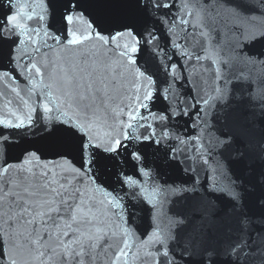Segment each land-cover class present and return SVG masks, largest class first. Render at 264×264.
I'll use <instances>...</instances> for the list:
<instances>
[{
    "label": "water",
    "instance_id": "95a60500",
    "mask_svg": "<svg viewBox=\"0 0 264 264\" xmlns=\"http://www.w3.org/2000/svg\"><path fill=\"white\" fill-rule=\"evenodd\" d=\"M0 264H264V0H0Z\"/></svg>",
    "mask_w": 264,
    "mask_h": 264
}]
</instances>
